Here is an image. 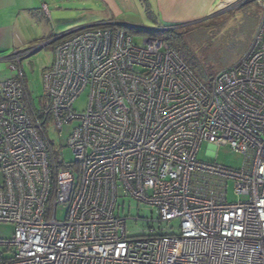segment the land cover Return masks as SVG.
<instances>
[{
  "label": "built area",
  "instance_id": "obj_1",
  "mask_svg": "<svg viewBox=\"0 0 264 264\" xmlns=\"http://www.w3.org/2000/svg\"><path fill=\"white\" fill-rule=\"evenodd\" d=\"M245 1L260 10L251 44L209 86L161 39L89 28L55 45L36 112L21 61L37 48L13 50L0 81V222L13 234L0 264H264V0ZM75 120L73 162L57 163L44 125ZM204 142L244 164L199 160ZM126 199L155 214L148 234L126 235ZM175 220L176 234L149 226Z\"/></svg>",
  "mask_w": 264,
  "mask_h": 264
},
{
  "label": "rangeland",
  "instance_id": "obj_2",
  "mask_svg": "<svg viewBox=\"0 0 264 264\" xmlns=\"http://www.w3.org/2000/svg\"><path fill=\"white\" fill-rule=\"evenodd\" d=\"M43 1L49 6L50 21H45L39 13H36L35 17L27 22L26 28L22 29L27 42H22V44L23 37L17 31H13L10 35L12 43L10 48L0 46V73L3 70L9 71L7 58L14 49L32 51L37 48L21 61L27 103L36 112L40 111L43 106L41 77L53 62L54 47L58 43L55 38L81 27H89L87 26L89 21H96L95 18L118 20L117 28L127 32L135 43H141L145 38H158L165 41L204 86L210 85V81L218 71L233 66L243 57L253 38L252 26L260 19V10L254 2L239 0V7L236 9H230L226 13L227 10L217 12L213 14V17L198 24L180 27L166 33L155 29L152 19L147 15L148 11L152 15L154 12L146 5V0H132L136 15L123 14L119 18L115 17L112 12V6L96 0ZM53 1L58 3L59 8L56 11L52 7ZM148 3L151 5V0H148ZM120 21L130 22L133 25L126 27ZM137 27L149 29V32H139ZM87 94V91L83 92L74 101L72 110L76 114H82L85 110ZM78 123V120L73 121L64 126L61 132L54 129L50 122L44 125L55 162L66 165L73 162V155L65 145ZM197 158L202 161H214L222 167L231 169H239L244 164L243 155L231 152L226 146L212 148L206 142L200 145ZM75 167L73 176L77 180L78 171ZM226 186L228 200L236 201L237 199L232 194L231 181H228ZM119 203L122 205L121 200ZM120 214L127 217L125 230L128 237L148 234L147 220L156 218L147 205L137 206V202L130 199L125 200L124 211ZM61 217H63V210L60 208L57 210V218ZM149 222V226H153L156 232L158 228H166L169 233H177L178 220L170 224ZM12 234L13 225L0 222V241L9 240Z\"/></svg>",
  "mask_w": 264,
  "mask_h": 264
},
{
  "label": "crops",
  "instance_id": "obj_3",
  "mask_svg": "<svg viewBox=\"0 0 264 264\" xmlns=\"http://www.w3.org/2000/svg\"><path fill=\"white\" fill-rule=\"evenodd\" d=\"M96 1H100L103 4H109L110 6H112V8H110L115 14V17L118 18L123 14L136 15L137 13L134 12L136 8L132 0H128V2L127 0ZM145 2H147L146 5L151 9V11L154 12V19H152V22L155 29L157 30H174L180 27L198 24L208 18L213 17V14H216L217 12L221 13L222 11L227 10L225 11L226 13L229 12L228 10L230 9L232 10L239 7V0H151V5H149L148 0H146ZM42 3L46 4L43 0H0L1 48H10L9 46H11L12 44L10 35L13 31H17L20 36L23 37L21 43L27 42V39L24 38L22 29L26 28L25 26L27 22L30 21V18L35 17L36 13H39V16L42 17L45 21H50V18L47 19L41 12ZM52 4L53 9L56 11L59 8L58 3L53 1ZM47 8L49 10L48 5ZM94 20L96 21H89L90 23L89 25H87L89 27H81L79 29L72 30L66 34L58 36L57 38H55V40L65 38L68 34L71 35L72 33L83 29L105 26H112V28H117L118 24L116 22H119L115 19L95 18ZM120 22L125 23H122V25L126 27L133 25L130 22L126 21ZM257 25L258 21L252 26V37L257 28ZM12 75L13 74L11 71L3 70L0 73V81L9 78Z\"/></svg>",
  "mask_w": 264,
  "mask_h": 264
},
{
  "label": "trees",
  "instance_id": "obj_4",
  "mask_svg": "<svg viewBox=\"0 0 264 264\" xmlns=\"http://www.w3.org/2000/svg\"><path fill=\"white\" fill-rule=\"evenodd\" d=\"M147 15H148V17H149L150 19H154V18H153V15H152V13H151L150 11L147 12ZM105 27H110V28H112V26H105ZM131 29H135V28H131ZM131 29H130V30H131ZM138 30H139V32H147V33L149 32V29H144V28H141V29L138 28ZM159 31H160V32H161V31H162V32L164 31V32H166V33H169V32H171L172 30L159 29L158 32H159ZM68 36H69V34H68L66 37H68ZM66 37H65V38H66ZM63 39H64V38L57 39V42L59 43V42H60L61 40H63ZM157 39H158V38H157ZM164 42H165V41H164ZM170 49H171V48H170ZM187 68L191 71V69H190L189 67H187ZM191 72H192V71H191ZM192 73H193V72H192ZM193 74H194V73H193ZM194 76H195V75H194ZM195 77H196V76H195ZM196 78H197V77H196ZM57 165H58V167H60V164H57Z\"/></svg>",
  "mask_w": 264,
  "mask_h": 264
}]
</instances>
